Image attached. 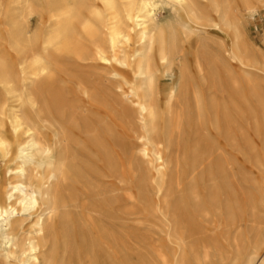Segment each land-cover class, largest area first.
<instances>
[{
	"label": "bare ground",
	"instance_id": "6f19581e",
	"mask_svg": "<svg viewBox=\"0 0 264 264\" xmlns=\"http://www.w3.org/2000/svg\"><path fill=\"white\" fill-rule=\"evenodd\" d=\"M263 14L264 0H10L0 264H134L133 249L138 264L262 263L264 53L246 39ZM211 30L231 45L194 44ZM126 187L164 237L124 233Z\"/></svg>",
	"mask_w": 264,
	"mask_h": 264
},
{
	"label": "rangeland",
	"instance_id": "374dc122",
	"mask_svg": "<svg viewBox=\"0 0 264 264\" xmlns=\"http://www.w3.org/2000/svg\"><path fill=\"white\" fill-rule=\"evenodd\" d=\"M10 0H0V11H2L8 4ZM160 16H165L166 14L163 12L158 13ZM3 25V19L0 17V26ZM35 26V23L34 25ZM3 28V27H2ZM211 34L201 35L203 39H195L194 44L197 41L207 42L212 45L215 51H221L225 47H229L231 45V39L226 38V35L220 31L211 30ZM247 36L249 39H246L250 46L261 53H264V14L259 17L256 16L251 24L248 25L247 28ZM195 47V46H194ZM192 48V50L194 49ZM195 50V49H194ZM193 50V51H194ZM219 69H228L235 74H240L239 66L235 61L230 59H223L222 62L218 65ZM223 71V70H222ZM100 74L103 73V70L98 69ZM182 150L178 151V154H181ZM241 161L247 164V160L244 157H241ZM184 164V161L181 160V165ZM130 190L128 187L124 190L125 203H124V215H123V224L122 228L126 235L132 237V235H137L142 231L157 233L158 237H164L163 234L159 235L160 230L163 229L162 225L154 218V212L149 209L140 199L136 190H133L134 198L129 199ZM31 220H27L24 223V226L27 228L29 226ZM156 236V240L158 237ZM162 241V240H161ZM160 241V242H161ZM132 242L137 244L138 240L132 238ZM137 254H135V252ZM134 254L133 260L134 264H138L140 260V253L133 249ZM255 264H264V261L261 263V260L255 262Z\"/></svg>",
	"mask_w": 264,
	"mask_h": 264
}]
</instances>
